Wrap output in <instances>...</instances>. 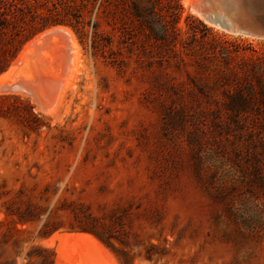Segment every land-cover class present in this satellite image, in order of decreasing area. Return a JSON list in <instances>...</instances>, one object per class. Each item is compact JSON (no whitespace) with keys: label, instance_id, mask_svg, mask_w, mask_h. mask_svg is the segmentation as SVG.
<instances>
[{"label":"rangeland","instance_id":"rangeland-1","mask_svg":"<svg viewBox=\"0 0 264 264\" xmlns=\"http://www.w3.org/2000/svg\"><path fill=\"white\" fill-rule=\"evenodd\" d=\"M227 2L84 1L53 107L18 63L0 264H264V36L200 12Z\"/></svg>","mask_w":264,"mask_h":264},{"label":"bare ground","instance_id":"bare-ground-1","mask_svg":"<svg viewBox=\"0 0 264 264\" xmlns=\"http://www.w3.org/2000/svg\"><path fill=\"white\" fill-rule=\"evenodd\" d=\"M244 2H245L244 0H228V2L226 4V8H227L226 12L225 11L223 12L221 10L219 13H212V12H207V11H200V12L207 18V20H210L213 23L219 24V25L226 27V28H229V25L230 26L234 25L237 30H240V28L238 27L239 26L238 23L235 22L237 14L239 16H241V15L245 16L246 15L247 19L249 20V21L248 20L247 21L249 23H254V22L256 23L255 18L253 16L254 12H253V9L251 8V6L247 5L245 11L244 10H238V7L243 6L245 4ZM263 5H264V0H263ZM258 9H259V7H258ZM259 19L261 21L262 20L264 21V19L262 17ZM241 24L245 25L246 23L242 22ZM245 33H247V32H245ZM72 34L73 33L70 32L68 27L66 28L65 26H53V27L46 29L45 31L39 33L38 35H36L32 40H30L25 45V47L22 49V51L18 55V58L16 59V61L8 68V70H6L0 74V85L2 86L4 84V81H6L7 76L10 73H12V71L18 66V63H23L29 67V69H27L26 71H23V76L26 79L31 80V83H32V81L35 82L34 85H37V87L39 86L40 92L42 94L46 95L49 99V103L47 104V107L48 108L53 107L57 103L60 95H62L61 91H62V87H64V86H63V83L60 80H58V78H57V75L59 74V71H58L59 68L57 69V67H55L53 60L50 61V59L47 58V57L51 58V56H48V51L55 53L56 52L55 50L58 47L57 46L55 48V46L58 45V43L62 40L66 41V44H64V45H66V50L63 47H62V49L65 50V54L67 57L66 60L68 61V64H69V69H67V70H69V72L71 71V73H72V69L74 68V66L77 63L75 61L76 55L78 56V54H77V47L78 46L76 45V42L74 40L75 37H73ZM60 43H59V45H60ZM59 54L61 55L60 52H59ZM59 58H58V60H59ZM56 62H57V59H56ZM66 66H68V65H66ZM77 67H78V65H77ZM63 71H65V70H63ZM74 71H75V69H74ZM62 76H64V75H62ZM67 78L69 79V77H67ZM18 79L20 80V78H18ZM62 81H65V80L62 79ZM31 83L30 82L29 83L28 82L27 83H14L13 82V84H6L3 86L6 89L8 88L9 91L11 88V89H23V90L28 89V90H31V92H32L33 91L31 89L32 87L29 86V84H31ZM1 88H3V87H1ZM38 92H39V90H38ZM43 102H45V101H43ZM44 107L46 108V106H44ZM48 111L49 110H47V112Z\"/></svg>","mask_w":264,"mask_h":264},{"label":"trees","instance_id":"trees-1","mask_svg":"<svg viewBox=\"0 0 264 264\" xmlns=\"http://www.w3.org/2000/svg\"><path fill=\"white\" fill-rule=\"evenodd\" d=\"M80 0H0V73L36 35L57 25L83 24ZM4 95H0V100Z\"/></svg>","mask_w":264,"mask_h":264},{"label":"water","instance_id":"water-1","mask_svg":"<svg viewBox=\"0 0 264 264\" xmlns=\"http://www.w3.org/2000/svg\"><path fill=\"white\" fill-rule=\"evenodd\" d=\"M245 4L243 6L238 7V10H244L246 9L247 5L251 6V8L253 9L254 12V18L256 23H249L247 16L245 15H241L239 16L237 14L236 16V21L238 23V27L240 28V31L243 32H247L249 34H253V35H260V36H264V21L260 20L259 18H263L264 19V5H263V0H244ZM256 6V7H255ZM259 7V9H258ZM226 5L224 6V11L226 12ZM244 13V12H243ZM238 20V21H237ZM248 20V21H247ZM245 22V25H242L241 23ZM248 22V23H247ZM229 28L231 29H236V27L234 25L230 26Z\"/></svg>","mask_w":264,"mask_h":264}]
</instances>
